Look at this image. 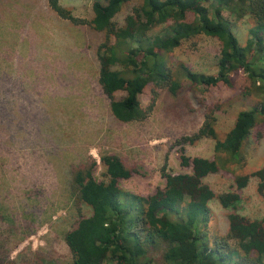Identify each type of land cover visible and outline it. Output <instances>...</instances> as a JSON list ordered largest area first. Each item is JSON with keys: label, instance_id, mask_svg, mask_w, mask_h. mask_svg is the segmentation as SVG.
Returning a JSON list of instances; mask_svg holds the SVG:
<instances>
[{"label": "rangeland", "instance_id": "374dc122", "mask_svg": "<svg viewBox=\"0 0 264 264\" xmlns=\"http://www.w3.org/2000/svg\"><path fill=\"white\" fill-rule=\"evenodd\" d=\"M95 0H59L75 17L91 20ZM139 4L126 3L116 15L118 26ZM214 17L215 6L208 3ZM222 16L241 45L251 39L249 17ZM191 19V17H189ZM156 28L150 32L154 35ZM105 35L89 25H73L57 16L47 0H0V257L15 264H71L64 235L91 209L75 202L69 190V172L89 158L93 176L107 181L100 157L111 153L134 169L120 181L124 191L142 196L165 186L162 169L172 175L193 174L180 165L186 156L216 162L218 171L202 179L215 195L240 197L237 215L244 221L261 220L264 201L251 176L264 166V118H260L241 146V161L216 154L214 141L202 138L179 143L199 130L204 114L212 111L220 139L232 128L240 111L260 102L258 92L245 96L248 86L242 72L231 74V86L190 83L181 66L205 75H217L220 43L204 35L183 41L164 54L180 88H145L139 97L143 109L154 103L147 118L122 123L110 112L109 100L98 84L97 49ZM264 41V35H261ZM124 92H118L120 98ZM248 176L239 189L235 181ZM192 188V187H190ZM193 193L186 194V200ZM210 214L201 227L208 235H225L229 211L209 202ZM202 232V231H201ZM159 257V253H153Z\"/></svg>", "mask_w": 264, "mask_h": 264}, {"label": "trees", "instance_id": "16d2710c", "mask_svg": "<svg viewBox=\"0 0 264 264\" xmlns=\"http://www.w3.org/2000/svg\"><path fill=\"white\" fill-rule=\"evenodd\" d=\"M139 4L118 26L114 19L128 2ZM60 18L73 25H89L105 39L97 49L98 84L109 100L111 115L119 122L143 121L152 109H143L139 97L146 87L167 89L175 95L180 84L166 65L164 54L183 41L204 35L220 43L217 75H205L181 66L184 77L192 84L231 86V74L242 72L248 81L243 95L258 92L260 102L240 111L230 130L220 139L212 111L204 114L197 133L179 143L193 144L202 138L214 141L216 154L231 162L241 161V146L260 118H264V0H95L91 20L75 17L59 0H47ZM215 6L214 17L207 4ZM227 12L234 20L249 17L254 26L251 39L243 46L222 16ZM191 17V19H189ZM157 34H150L156 28ZM118 92H124L116 98ZM180 165L192 168L193 174L172 175L163 167V189L149 196L124 191L120 181L134 174L115 154H102L107 181L93 176L95 162L72 167L69 190L77 203L91 209L88 217L78 219L64 235L72 255L71 264H264V216L261 220L244 221L236 209L237 193L219 195L202 182L218 171L216 162L186 156L180 149ZM251 176L258 180L257 193L264 201V166ZM249 177L236 179L237 188L246 186ZM193 193L186 200V194ZM230 213L225 235L208 236L201 227L207 221L209 202L215 199ZM202 231V232H201ZM159 257H153V253ZM0 264H15L1 259Z\"/></svg>", "mask_w": 264, "mask_h": 264}]
</instances>
